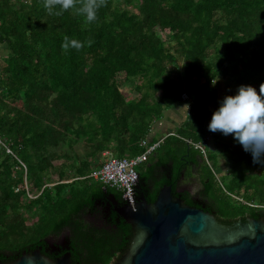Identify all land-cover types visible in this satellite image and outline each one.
<instances>
[{"label":"trees","instance_id":"1","mask_svg":"<svg viewBox=\"0 0 264 264\" xmlns=\"http://www.w3.org/2000/svg\"><path fill=\"white\" fill-rule=\"evenodd\" d=\"M56 11L44 0H0V264L40 248L52 260L70 253L72 264L117 263L133 237L115 212L123 193L90 176L110 157L157 144L138 168V201L153 204L171 186L225 226L264 220V166L233 136L215 147L207 127L225 96L264 84V0H107L87 25ZM65 36L84 46L64 51ZM184 109L176 129L152 138L170 110ZM199 161L203 188L178 194ZM26 175L35 199L19 189Z\"/></svg>","mask_w":264,"mask_h":264},{"label":"water","instance_id":"2","mask_svg":"<svg viewBox=\"0 0 264 264\" xmlns=\"http://www.w3.org/2000/svg\"><path fill=\"white\" fill-rule=\"evenodd\" d=\"M126 197L130 205H114L115 212L132 227L133 237L115 264H264V220L225 226L175 198L171 186L162 188L153 204ZM9 264H72V256L52 260L40 248Z\"/></svg>","mask_w":264,"mask_h":264},{"label":"clouds","instance_id":"3","mask_svg":"<svg viewBox=\"0 0 264 264\" xmlns=\"http://www.w3.org/2000/svg\"><path fill=\"white\" fill-rule=\"evenodd\" d=\"M106 4L107 0H44V7L50 15L54 9H58L57 16L73 10L84 18L86 25L97 20L98 10ZM91 43L88 42L89 46ZM83 46L82 42L65 36L61 47L64 51L70 48L79 51ZM207 127L212 133L233 135L243 150L251 153L253 163L264 166V84H261L259 93L250 85H242L235 95L225 96Z\"/></svg>","mask_w":264,"mask_h":264},{"label":"built area","instance_id":"4","mask_svg":"<svg viewBox=\"0 0 264 264\" xmlns=\"http://www.w3.org/2000/svg\"><path fill=\"white\" fill-rule=\"evenodd\" d=\"M185 100H188V96H184ZM159 144L150 147L145 154L133 158V159H116L109 158L101 169L93 172L90 176L96 182L103 183L111 188L116 189L123 193V199L126 205H130L126 195L131 194L132 199L138 203L136 198V188L139 183L138 168L147 162L148 157L156 150ZM0 147L5 148L4 143L0 140ZM205 155V151L200 147ZM108 156V154L106 155ZM27 175L25 176V183L27 182ZM19 191V190H17ZM27 195L30 198V192L28 190Z\"/></svg>","mask_w":264,"mask_h":264},{"label":"rangeland","instance_id":"5","mask_svg":"<svg viewBox=\"0 0 264 264\" xmlns=\"http://www.w3.org/2000/svg\"><path fill=\"white\" fill-rule=\"evenodd\" d=\"M26 1V0H25ZM130 10H132V11H134V12H138L137 11V9L136 8H134V7H130ZM161 36H162V38L165 40V41H167L168 40V33H161ZM183 63V61H182V59L181 58H179V64H182ZM229 73L227 72L226 73V71L225 72H223L222 73V75H221V79H222V82L227 78V75H228ZM123 80H124V76L123 75H120L119 77H118V81L121 83V82H123ZM132 87V86H131ZM125 89V90H124ZM122 90L123 91H125L126 93H131V95H132V98H135V99H138V95L134 92V88L132 87L130 90L128 89V90H126V87L125 86H122ZM184 100H185V98H184ZM189 100V99H188ZM184 102H188L187 100L186 101H184ZM220 105V104H219ZM219 105H217L216 106V108L215 109H218L217 107H219ZM171 112V111H170ZM189 112L186 110V109H184V110H182V111H180V112H174V113H168L167 114V117H166V122H167V126H165V127H162V128H164V130L165 131H169V130H171L170 128H172V129H176V127H178L177 125H179L180 123H181V121L183 120V117L184 116H186L187 114H188ZM166 124V123H165ZM157 126H159L158 124H157ZM217 136H215V138H214V145H215V147L217 146V143H216V141H217V139L219 138H225V139H230L233 135H228V136H225V135H223L222 133H220V132H216L215 133ZM162 136H159L158 138H161ZM211 139V138H210ZM1 148L2 147H0V150H1ZM218 158V157H217ZM109 159V158H108ZM107 159V160H108ZM222 162V161H221ZM223 163V162H222ZM222 163H221V168L223 169V170H225L226 171V169L223 167V165H222ZM217 176H219L220 177V174H219V172H217ZM221 181H222V183H223V185H225L226 187L227 186H229V183H230V180H229V178L227 179V178H225V177H223V176H221L220 178H219ZM190 183H192L191 182V180H189V179H184V184L185 185H188L187 187H192L193 185H190ZM190 187V188H191ZM203 187H202V185H201V183H199L198 184V186H196L195 188H192V190H193V192L195 191L196 193L197 192H199L201 189H202ZM19 189H21V190H28L29 192H30V198L29 199H35L36 198V196H37V194H36V190H35V187H34V184H33V182L31 181V180H27V182L26 183H24V184H20L19 185ZM27 192V191H26ZM195 192H194V194H195ZM32 214H33V212H31V211H27L25 214H24V217L26 218V219H29V218H32L33 216H32ZM54 242H52V243H54V244H62L63 243V241H62V239H60V240H53ZM51 243V242H50ZM51 243V244H52Z\"/></svg>","mask_w":264,"mask_h":264},{"label":"flooded vegetation","instance_id":"6","mask_svg":"<svg viewBox=\"0 0 264 264\" xmlns=\"http://www.w3.org/2000/svg\"><path fill=\"white\" fill-rule=\"evenodd\" d=\"M200 165L198 167V169H196L194 172H193V175L189 177V180H191L192 183H190V185H193L191 188L190 187H187L188 185H183L181 188L178 189L177 193L180 194V193H183L184 191H187V192H190L192 195H195L197 194L195 191V194L192 190V188H195L196 186H198L199 183H201L200 179H201V174L203 172V165H202V162H200ZM186 173V172H185ZM183 179H185V175H183ZM64 243V242H63ZM52 247H54L52 244H51ZM42 249V248H41ZM57 253H60L62 251H60V249L56 250ZM55 252V251H53Z\"/></svg>","mask_w":264,"mask_h":264},{"label":"crops","instance_id":"7","mask_svg":"<svg viewBox=\"0 0 264 264\" xmlns=\"http://www.w3.org/2000/svg\"><path fill=\"white\" fill-rule=\"evenodd\" d=\"M170 111H171V112H170ZM170 111H169L168 113H171V114H172V113L176 112V111H174V110H170ZM181 122H182V121H181ZM165 126H167V122H166V124H165L163 127H165ZM177 126H178V125H177ZM161 128H162V127L157 126L156 131H154V134L152 133V134H153L152 138L157 136V133L161 131ZM156 138H157V137H156ZM107 154H108V153H107Z\"/></svg>","mask_w":264,"mask_h":264}]
</instances>
